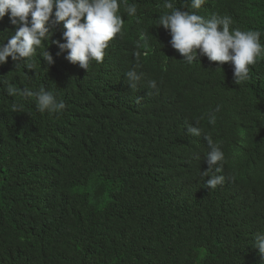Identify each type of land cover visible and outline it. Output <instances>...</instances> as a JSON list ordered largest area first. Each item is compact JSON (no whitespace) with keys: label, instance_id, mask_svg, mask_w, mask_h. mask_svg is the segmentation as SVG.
Wrapping results in <instances>:
<instances>
[{"label":"trees","instance_id":"trees-1","mask_svg":"<svg viewBox=\"0 0 264 264\" xmlns=\"http://www.w3.org/2000/svg\"><path fill=\"white\" fill-rule=\"evenodd\" d=\"M166 2L259 31L250 79L235 84L231 62L182 60L158 24ZM118 3L122 35L102 63L86 70L66 59L56 43H66L63 22L48 26L32 70L11 57L0 63V264H264L253 246L264 236V0H204L199 10L191 0ZM9 17L0 18V44L17 31ZM133 69L134 90L125 75ZM8 83L44 87L66 107L41 113L35 97L9 96ZM206 135L224 154L214 190L205 187L211 173L202 175Z\"/></svg>","mask_w":264,"mask_h":264},{"label":"clouds","instance_id":"clouds-1","mask_svg":"<svg viewBox=\"0 0 264 264\" xmlns=\"http://www.w3.org/2000/svg\"><path fill=\"white\" fill-rule=\"evenodd\" d=\"M203 3L204 0H191L190 9L199 10ZM163 7L169 11L159 16L158 24L165 30H170L171 46L183 57L182 60L191 65L197 60L198 55H204L220 66L231 62L235 84L241 85L250 79L249 66H254L257 57L262 53L259 31H242L239 28L230 30L232 20L226 15L214 13L205 19L195 11L177 9L171 2H166ZM119 9L118 0H0V18L10 12L9 19L17 28L16 33L7 38L6 44H0V63H7L8 57H11L16 69L20 68V62L23 61L25 67L32 70L34 65L31 58L41 47L42 41L50 38L48 26L54 28L63 22L62 38L66 43L61 44L59 41L56 43L62 52L65 50L68 52L66 59L70 63H78L81 68L87 70L90 61L102 63L108 42L118 33L122 35L124 20L122 16L117 15ZM124 10L128 16H135L137 12L135 5L125 4ZM53 15L55 19H51ZM141 46V42L138 41L137 51L134 53L137 61L141 55L139 51ZM41 55L48 64L53 63L48 51L42 52ZM136 67H140L139 63ZM125 75L131 89L134 90L141 75L134 69ZM149 88H156V82L149 81ZM6 90L8 95L13 97L17 95L25 98L35 97L37 109L41 113L58 112L66 107L63 100L57 102L55 94L44 87L33 92L28 88L17 89L8 83ZM140 100L137 98L136 102L139 103ZM12 111L22 113L23 105L13 103ZM215 111H219V106ZM215 121V115L209 114V124L214 125ZM187 131L190 135L201 134V130L192 125H187ZM205 139L209 147L205 158L209 168L202 172V175L209 176L211 173L205 187L214 190L224 181L222 175H217L221 168L216 167L218 162L224 160V154L220 147L213 143L210 135H206ZM253 246L259 249L261 256H264V236L257 235Z\"/></svg>","mask_w":264,"mask_h":264}]
</instances>
